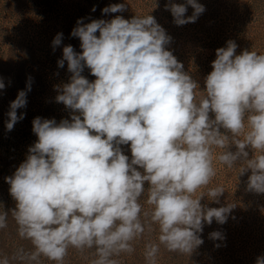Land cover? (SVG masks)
Segmentation results:
<instances>
[{"label":"clouds","instance_id":"9594fccd","mask_svg":"<svg viewBox=\"0 0 264 264\" xmlns=\"http://www.w3.org/2000/svg\"><path fill=\"white\" fill-rule=\"evenodd\" d=\"M125 10L116 3L102 14ZM165 10L183 26L205 7L169 0ZM84 19L71 32L82 52L65 46L58 61L60 68L67 62L71 77L58 87L56 101L71 110V119L36 117L37 141L5 178L16 202L10 215L17 235L31 248L0 254V264H65L70 249L90 253L89 264H122L146 233L156 237L144 244L145 264H159L161 248L190 257L204 243L205 224H225L236 207L201 203L207 197L219 204L225 192L212 186L216 165L240 176L250 171L247 191L264 194V53L236 54L229 40L216 50L201 90L167 50L171 37L151 14ZM62 38H54V51ZM85 67L94 81L82 75ZM26 96L21 90L10 103L8 131L24 119L17 110L26 107ZM121 146H130L131 158ZM8 217L0 210V230ZM209 238L226 239L219 231Z\"/></svg>","mask_w":264,"mask_h":264},{"label":"rangeland","instance_id":"374dc122","mask_svg":"<svg viewBox=\"0 0 264 264\" xmlns=\"http://www.w3.org/2000/svg\"><path fill=\"white\" fill-rule=\"evenodd\" d=\"M169 0H0V78L5 84L0 89V210L9 212L8 227L0 230V254L11 255L20 247L31 248L28 241L21 240L10 212L15 201L10 195V185L6 177L13 176L18 167L26 160L29 148L38 137L33 132L36 117L71 119V110L56 97L58 87L70 82L71 73L67 62L58 66L63 57V47L72 45L77 53L82 52L81 41L72 37L71 32L80 18L85 23L93 19L111 20L117 15L125 19L151 14L161 25L171 42L166 46L188 72L205 88V78L216 59V50L226 47L229 40L237 44L236 54L244 50L264 53V0H198L205 7L203 14L195 23L177 26L170 11L165 10ZM186 3V0H173ZM116 3H124L122 13L102 14V9ZM157 4V7H156ZM96 11H92L93 8ZM188 6L186 16L193 13ZM58 33L63 34L62 43L55 51L52 42ZM90 81L96 77L85 67L83 73ZM31 77V91L27 85ZM27 92V105L17 110L24 119L14 125L12 131L6 129L7 113L10 103L18 93ZM223 131V130H222ZM124 154L131 158L130 146H121ZM235 151V148H232ZM219 151V150H217ZM250 152V156H251ZM218 174L212 186H223L224 194L220 203L205 197L201 203L209 207L226 206L234 203L227 222L223 225L213 221L205 224L201 238L204 243L190 257L169 253L161 248L159 264H257L264 257V194L247 191L250 171L238 175L237 169H227L216 165ZM142 171V170H141ZM147 187V184L145 185ZM219 231L226 237L214 241L209 234ZM156 234H145L135 244V252L123 255L122 264H145L144 244L155 240ZM220 244L217 248L215 245ZM90 253L82 256L74 249L69 250L65 264H89ZM12 264H20L13 261ZM43 264H50L47 260Z\"/></svg>","mask_w":264,"mask_h":264}]
</instances>
